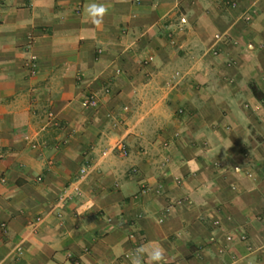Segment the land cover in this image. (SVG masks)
Listing matches in <instances>:
<instances>
[{
	"label": "crops",
	"instance_id": "0c3cea01",
	"mask_svg": "<svg viewBox=\"0 0 264 264\" xmlns=\"http://www.w3.org/2000/svg\"><path fill=\"white\" fill-rule=\"evenodd\" d=\"M2 178L0 264H264V0H0Z\"/></svg>",
	"mask_w": 264,
	"mask_h": 264
},
{
	"label": "clouds",
	"instance_id": "9594fccd",
	"mask_svg": "<svg viewBox=\"0 0 264 264\" xmlns=\"http://www.w3.org/2000/svg\"><path fill=\"white\" fill-rule=\"evenodd\" d=\"M107 8L104 5L91 3L85 6V14L91 19L94 25L99 26L103 23V18L107 14ZM231 144L226 146V150ZM93 207L91 201L82 206L83 211L91 212ZM83 214V213H81ZM145 256L148 264H167L165 249L159 244H153L150 247H140L135 250V254L131 258V264H145Z\"/></svg>",
	"mask_w": 264,
	"mask_h": 264
},
{
	"label": "built area",
	"instance_id": "2783aa9c",
	"mask_svg": "<svg viewBox=\"0 0 264 264\" xmlns=\"http://www.w3.org/2000/svg\"><path fill=\"white\" fill-rule=\"evenodd\" d=\"M177 76H179V74H177ZM84 105L87 107V108H96L98 107L99 105V99L98 97L95 95V94H90L89 96H87L84 100ZM180 114L183 113L182 110L179 111ZM50 118L51 119H54V116L51 114L50 115ZM117 150L122 154V156L126 157L128 156V150H127V147L125 145L124 142H119L117 144ZM2 183L5 182V180L2 178L0 180ZM181 203V202H180ZM168 211H170V208L168 209Z\"/></svg>",
	"mask_w": 264,
	"mask_h": 264
}]
</instances>
